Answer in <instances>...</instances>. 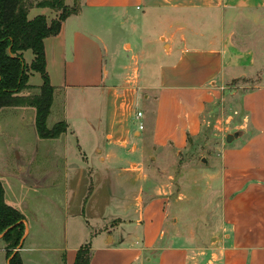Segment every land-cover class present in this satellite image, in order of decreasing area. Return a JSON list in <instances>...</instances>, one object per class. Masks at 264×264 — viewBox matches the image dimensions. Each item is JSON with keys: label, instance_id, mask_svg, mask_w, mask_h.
I'll return each mask as SVG.
<instances>
[{"label": "crops", "instance_id": "1", "mask_svg": "<svg viewBox=\"0 0 264 264\" xmlns=\"http://www.w3.org/2000/svg\"><path fill=\"white\" fill-rule=\"evenodd\" d=\"M65 4H78L79 12L44 45L55 87L47 125L65 120L68 130L40 138L35 107L0 110V116L14 110L22 127L31 116L37 142L20 146L23 156L53 158L51 168L36 170L17 168L24 160L11 155L16 165L0 172L5 201L25 216L17 249L23 263L75 264L88 244L90 264H264V84L243 92L237 116H229L237 124L225 140L237 130L242 135L224 143L212 172L220 183L221 219L211 245L198 247L195 235L172 220L185 207L173 201L171 174L159 170L201 133L203 113L223 98V83L255 69L253 52L237 48L232 27L236 14L262 9L264 0ZM41 14L51 21L60 12L34 7L29 17ZM42 83L40 73H31L32 90ZM9 120L1 119L0 133L12 132ZM4 179L17 190L37 189L46 203L26 211ZM6 246L0 234V264H10Z\"/></svg>", "mask_w": 264, "mask_h": 264}, {"label": "rangeland", "instance_id": "2", "mask_svg": "<svg viewBox=\"0 0 264 264\" xmlns=\"http://www.w3.org/2000/svg\"><path fill=\"white\" fill-rule=\"evenodd\" d=\"M75 6L79 7L78 4ZM107 28L113 31L112 25ZM232 28V37L237 48L253 52L256 59L255 69L251 75L245 78L241 77L223 83L224 88L221 90L224 93L223 98L214 105L207 106L203 113L201 133L197 137L191 138L188 145L179 154L174 153V157L177 159L174 164L167 163L159 167L160 171L167 170L171 174L170 181L175 205L182 204L185 207V212L179 216L173 215L172 220H176L179 226L184 225L182 227L184 233L195 235V238L199 240V243L198 241L195 243L198 247L212 244L211 238L215 233L214 229L221 219L220 183L217 178L212 176V172L217 171L221 165V150L226 142L225 133L235 129L237 124L235 110L239 109L238 99L243 92L264 84V8L244 11L241 15L236 14ZM28 52L32 54L31 51ZM106 60L110 62L107 57ZM22 93L35 95L38 92L30 88L23 90ZM12 111L14 110L2 112L0 116L2 120L10 119L9 122L12 126V132L7 129L0 133V172L5 171L6 166L16 165L13 162L15 157L11 155L24 160L17 168L26 167L36 170L51 168L52 157L44 158L40 154L36 160L31 161V156L21 154L20 146H28V149L36 147L35 129L29 123L31 116L26 118V123L22 127L19 122L20 117ZM231 115L235 117L230 118ZM52 121L51 119V123ZM48 143H53V141ZM5 158L12 159L5 164ZM57 159L59 160V158H56L55 164L63 165V160L60 158L59 162ZM31 162L33 163L31 164ZM4 180L9 195L13 194V197L18 200V204L26 211L28 207H36L41 203L40 201L43 204L46 203L44 197L37 196L40 194L37 189L27 187L17 190L13 186L11 187L8 180Z\"/></svg>", "mask_w": 264, "mask_h": 264}, {"label": "trees", "instance_id": "3", "mask_svg": "<svg viewBox=\"0 0 264 264\" xmlns=\"http://www.w3.org/2000/svg\"><path fill=\"white\" fill-rule=\"evenodd\" d=\"M34 7H50L60 14L51 21L43 14L30 18L29 12ZM78 12V7L67 6L65 0H0V110L13 106L35 107V125L40 138H58L68 130L65 120L51 128L47 125L55 87L47 72L44 40L57 35L63 22ZM28 50L34 54L31 64L24 56ZM33 72L40 73L43 78L40 91L35 95H23V90L32 87L29 78ZM24 220L25 216L5 201L0 179V234L7 245L10 264H24L17 251L25 235ZM90 261L91 250L86 244L78 250L75 264H90Z\"/></svg>", "mask_w": 264, "mask_h": 264}, {"label": "water", "instance_id": "4", "mask_svg": "<svg viewBox=\"0 0 264 264\" xmlns=\"http://www.w3.org/2000/svg\"><path fill=\"white\" fill-rule=\"evenodd\" d=\"M242 135V131L241 130H237V131H235V132H233V133H229L228 135H227V137H226V141L228 142V143H230V142H232L234 139H236V138H239L240 136ZM20 248V247H19ZM18 248V249H19ZM10 260V259H9Z\"/></svg>", "mask_w": 264, "mask_h": 264}, {"label": "built area", "instance_id": "5", "mask_svg": "<svg viewBox=\"0 0 264 264\" xmlns=\"http://www.w3.org/2000/svg\"><path fill=\"white\" fill-rule=\"evenodd\" d=\"M143 116V113L141 111L137 112V118H141ZM144 125L140 124V128L143 129Z\"/></svg>", "mask_w": 264, "mask_h": 264}]
</instances>
